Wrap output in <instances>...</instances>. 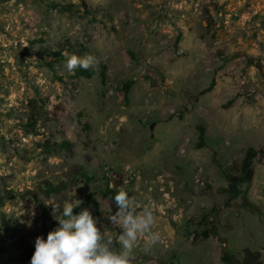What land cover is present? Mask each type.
<instances>
[{
    "label": "rangeland",
    "instance_id": "374dc122",
    "mask_svg": "<svg viewBox=\"0 0 264 264\" xmlns=\"http://www.w3.org/2000/svg\"><path fill=\"white\" fill-rule=\"evenodd\" d=\"M79 66L94 74L75 77ZM45 140L72 148L43 153ZM248 147L258 151L253 179L226 206ZM260 148L264 0H0V195L17 193L0 205L13 233L0 231V264H70L54 241L92 250L99 264H224L222 250L240 258L246 247L264 264ZM107 185L120 203L103 196ZM88 192L97 209L81 205Z\"/></svg>",
    "mask_w": 264,
    "mask_h": 264
},
{
    "label": "trees",
    "instance_id": "16d2710c",
    "mask_svg": "<svg viewBox=\"0 0 264 264\" xmlns=\"http://www.w3.org/2000/svg\"><path fill=\"white\" fill-rule=\"evenodd\" d=\"M63 8L65 10H70L71 6H65ZM56 54L59 56V58H64L71 61H76L79 55V53L71 52V56L66 58L64 57V55H61L60 52H57ZM47 65L52 66V63L47 62ZM93 74H94L93 66H87V67L79 66L74 70L75 77L90 78ZM99 74L102 83H105L106 73H105L104 65L101 66ZM132 84H133V80L129 79L126 80L122 85L123 99L125 104H128V100H129L128 94ZM212 85L213 82H211L206 88L202 89L199 92V94L208 92L212 88ZM230 102L231 100L225 103L223 107L226 108ZM29 125H33V123L30 121L28 122L27 126ZM198 129H199V134H198L197 147H201L204 143V131L201 125H199ZM40 148L43 153L60 155L63 150H67V151L71 150L72 142L69 140H62L60 142L45 140L42 143H40ZM259 151L261 153H264V151H262L261 148L259 149ZM257 152L258 151H256L253 147H248L244 152L242 159L239 163V175H233V176L228 175L229 182L225 188V191L227 192V199L225 201L226 206L229 205V202L232 199L236 198L240 194V184L242 182L249 183L252 181L254 176V168L252 166V163ZM78 170L79 171L76 174H78L81 178H83L86 181L91 180L92 177L86 174L81 168H79ZM76 183H77V179H72L71 181L70 180L60 181L57 183H53L51 181H45L42 192L45 195V197L49 198L54 195H57L62 190L68 188L69 186L75 185ZM102 194L103 196L109 198L114 202L120 203L122 201V193L116 187H109L107 185L103 189ZM16 195L17 193L11 190L3 191V193L0 195V205L2 204L3 199L14 198ZM20 195L23 194L20 193ZM33 200L37 205H39L40 208L43 207L38 197L33 196ZM81 205H88L94 209H97L98 201L96 200V198L93 196L92 193L88 192L85 194V197ZM81 205H74L71 208L64 211L62 213V218L68 219L77 215L78 212L80 211ZM8 228H9V220L2 217L0 221V231L8 232L7 236L9 238H12L13 233L12 231H8ZM209 235H210V231L208 230H203L201 232L202 238H207ZM198 237L199 235L196 234L193 236L192 240H196ZM54 244H55L54 251L56 253V257L59 260V262L70 263V264H99V259L92 250L85 249L84 247L76 244L71 245L67 249H63L62 247L58 246L55 241ZM4 249H6V247L4 245H0V253H3ZM260 258H261L260 251L251 250L248 247L242 249L240 258H237L232 252L226 249L222 250L220 254V261L224 264H262Z\"/></svg>",
    "mask_w": 264,
    "mask_h": 264
}]
</instances>
